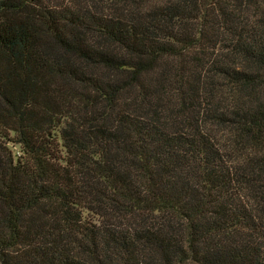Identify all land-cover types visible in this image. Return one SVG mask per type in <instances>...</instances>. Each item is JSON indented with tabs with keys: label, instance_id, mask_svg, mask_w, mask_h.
Returning a JSON list of instances; mask_svg holds the SVG:
<instances>
[{
	"label": "trees",
	"instance_id": "1",
	"mask_svg": "<svg viewBox=\"0 0 264 264\" xmlns=\"http://www.w3.org/2000/svg\"><path fill=\"white\" fill-rule=\"evenodd\" d=\"M0 264H264V0H0Z\"/></svg>",
	"mask_w": 264,
	"mask_h": 264
}]
</instances>
